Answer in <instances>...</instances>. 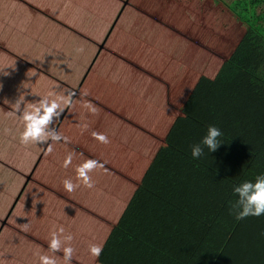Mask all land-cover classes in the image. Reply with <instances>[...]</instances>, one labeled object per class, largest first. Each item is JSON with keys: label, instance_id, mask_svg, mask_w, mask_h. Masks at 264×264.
Here are the masks:
<instances>
[{"label": "trees", "instance_id": "trees-1", "mask_svg": "<svg viewBox=\"0 0 264 264\" xmlns=\"http://www.w3.org/2000/svg\"><path fill=\"white\" fill-rule=\"evenodd\" d=\"M78 1L83 4L68 10L65 21L60 19L61 0L45 5L3 0L0 6V18H16L22 40H4L0 29V75L7 78L0 85V162L18 176L9 175L17 197L1 201L6 210L0 212L1 255L11 264H40L41 255L53 256L48 250L51 233L62 226L63 235L73 236L70 244L64 243L75 250L72 264H245L248 243L255 241L240 233L249 217L238 221L227 216L238 196H225L240 184L242 174L254 182L260 173L252 163L229 182L221 160L227 150L248 163L264 146L259 144L264 125L245 128L227 119V106L243 88L256 85L264 93V0L233 5L200 0L194 6L195 0H121L122 7L129 2L122 9L116 0ZM7 4L41 17L29 20L34 24L18 19L6 12ZM178 18L206 25L201 32L180 30ZM158 24L163 36L156 35ZM80 40L88 44L87 51H76ZM149 45L178 66L146 65ZM161 88L162 97L154 99ZM68 89L76 95L71 105L61 103L64 113L52 127L69 142L22 145L23 122L6 115L11 104L24 95L21 107L31 109L42 97L59 101ZM247 100L256 105L253 95ZM89 102L100 111L90 112L84 107ZM87 113L90 117L84 119ZM210 125L222 131L221 144L193 159L192 146L200 144ZM92 132L107 135L110 143L96 141ZM69 153L73 160L64 168ZM86 159L104 164L90 173L93 188L76 179L75 169ZM65 179L81 186L68 193ZM34 192L39 193L35 202ZM225 222L227 230L220 229ZM25 224L28 228L22 230ZM256 229L246 232L251 237ZM90 244L102 246L99 258L91 256ZM54 255L57 264H64L62 251Z\"/></svg>", "mask_w": 264, "mask_h": 264}, {"label": "clouds", "instance_id": "clouds-1", "mask_svg": "<svg viewBox=\"0 0 264 264\" xmlns=\"http://www.w3.org/2000/svg\"><path fill=\"white\" fill-rule=\"evenodd\" d=\"M77 52H82L83 49H77ZM66 95L59 97V101L56 99H49L48 97H42L39 101L35 102L31 109L24 105V95H20L19 99L14 104H11L12 111L8 113L9 116L17 115L21 113L19 118L23 122V131L20 134V143L22 145L29 144H47L49 140L53 143L64 141L69 142V138L59 133L56 128L52 127L54 121L60 119L64 113V108L61 103L65 105L72 104V98L76 95L71 89L66 90ZM8 103V101H5ZM84 107L90 109L93 113L96 112V108L89 102ZM86 130L87 125H82ZM7 131V129H5ZM223 135L222 131L215 125H210L207 130V134L203 137L200 144L192 146L191 155L193 159H199L204 155V149L207 148L211 152H215L221 144L220 137ZM92 137L102 143L109 144L110 140L107 135L99 132H92ZM47 151H52V145L49 144ZM73 160V155L69 153L63 163L64 168H68ZM97 168H104V164L96 159H86L82 164L78 165L75 169L76 179L82 182V185L87 188H93L94 183L90 176ZM63 186L68 193L74 192L80 183H73L71 179L63 180ZM233 192L238 196V200L235 204L231 205V210L235 215V218L240 221L248 217L259 218L264 215V175H259L255 178V181H244L241 184L233 188ZM33 201L35 202L39 196L38 192L32 193ZM28 225H21L22 230H27ZM65 229L61 226L57 231L51 233V239L48 244L49 252L53 253V256L41 255L39 257L40 264H57L55 253L63 252L64 264H72L74 255V248L71 246H64L65 242H70L73 239L71 234L63 235ZM264 235V233H262ZM63 237V238H62ZM89 252L92 257L99 258L103 252L102 246L96 244L89 245Z\"/></svg>", "mask_w": 264, "mask_h": 264}, {"label": "crops", "instance_id": "crops-1", "mask_svg": "<svg viewBox=\"0 0 264 264\" xmlns=\"http://www.w3.org/2000/svg\"><path fill=\"white\" fill-rule=\"evenodd\" d=\"M32 1L37 3V5L38 4H42V3L45 5V3L47 1H49V2L52 1V2L58 3L57 0H32ZM78 2L82 3V2H80L78 0H61V3L64 6V13H63L62 17H60L61 21L62 20L65 21V19L68 18L67 15L65 16V13L68 10L74 9L76 7H80ZM116 2L119 3V4H117L118 6H116V7H118V9H120L122 7V1L121 0H116ZM209 2H210V0H209ZM128 3L129 2H126L123 7L127 8L126 6L128 5ZM195 4L199 5L200 4V0H195L194 3H192V6H194ZM208 5H210V4H205L206 8L210 9L211 7L208 6ZM195 9H197V8H195ZM155 11H157V10L155 9ZM209 11H210V14H211V10L206 11V14ZM165 17H166V15H165ZM199 17H200V15L197 16V18H199ZM17 18L21 19L19 17H17ZM15 19L16 18H13V17H10V16H3L2 18H0V29H2L4 31V35L6 36L5 37L6 39H4V40H7V38H8V41H10L12 39H18V38L21 40V37L19 36V31H18V28H17V23L18 22ZM166 19H167V17H166ZM28 22H31V23L34 24L33 21H29L28 20ZM175 23H176V26H178V28L180 30H190V31L192 30V31H195V32H197V31L201 32L199 30V28L201 29L202 27H205V25H206V23H202V24L198 25L197 23L191 22V21L184 22V20H182L181 18H178L175 21ZM22 24L25 25L26 23L22 22ZM160 26L161 25L158 24V29L157 30H159ZM147 28L149 30L151 28V24ZM30 32H33V29L29 30V33ZM213 33L217 34L216 29L213 30ZM156 35L157 36H163L164 34L161 33L160 30H159L158 32H156ZM14 36H18V37L14 38ZM169 45H174V44H169ZM174 47L176 48L174 50H175V52L177 54L178 50H180L178 48L179 47L178 44H175ZM170 49H173V47H170ZM145 52H146V56L149 57L150 59L153 58V57H150V56H155L154 57L155 58V62H151L152 60L151 61L147 60V63H145L146 65L147 64L148 65L156 64V62H158V55L159 54H157L155 52V48L153 47V45H151V46L149 45L147 48H145ZM6 79H7L6 75H5V77H4V75H0V85L4 86L5 85V81H7ZM199 79H200V77H199ZM36 80H38V78ZM114 81H117V79H115ZM114 81H112V83H113L112 85H114ZM198 81H197V83H198ZM160 84L161 83H159L158 85H160ZM166 87H167V85H166ZM252 87H254V88L253 89L252 88L251 89L243 88L242 89V94H240L237 98H233L235 100L232 99V102H230L232 104L227 106L228 110H230V115L227 116V119L232 121V123L234 122L235 126L236 125H240V126H244L245 128H247L248 124H250V126L253 125V124L257 125L258 123L261 124V125H264V93H259L260 89H256V85L252 86ZM158 90H159V92L155 93L153 95V96H155L154 99L161 98L162 94L160 93V91H165L164 88H161V89H158ZM0 94H1V92H0ZM248 94L249 95H253V99L256 101V105L247 104V102H248V100H247ZM62 95H65V93H62L60 95V97ZM178 97L182 98L183 96L178 95ZM258 100L260 101V103L257 106ZM184 102L185 101H182L181 104H183ZM233 102H234V104H233ZM100 108H99V110H96V112L100 111ZM6 115H7L9 120H12V119L21 120L18 117L9 116L8 114H6ZM89 117H90V115H88V113L83 115L84 119H88ZM262 122H263V124H262ZM262 135L263 134L261 133V136ZM226 143H227V140L224 142V145ZM259 144L264 145V139L263 138H261V140L259 141ZM150 150H151V145L148 144V147L146 148L144 156H143L144 157L143 165H144L145 168L148 167V165H149ZM226 152H227V154H226L227 156L225 155V153L222 152V154H224V158L221 161L223 162L222 168H223V172H224V177H228L229 176L228 177L229 182L233 181V179H234L233 176H237V173H240V174L241 173H246L245 169L249 168V167L252 168L253 167L252 163H255V166H256L255 171L257 173L258 172L260 173V174H256V177L259 176V175H264V146H262V153L261 154H257V156H256L254 161H251V160L249 161L248 160V163L244 162L242 160V157H240V155L238 153H236L237 154L236 155V154L230 153L227 150H226ZM218 165H219V163H218ZM242 167H243V170H241ZM11 168L12 167H10L9 165H5L4 162H0V177L6 176V175H10V173H12V175H15L16 177H18L15 174V172L11 171ZM193 179L194 178L191 177V180H193ZM245 180H246V178L244 177V174H242V176H240V184L242 182H244ZM225 181L228 182L226 180V178H225ZM15 188H16L15 181L7 183L6 181H4L3 179L0 178V212L1 213H4V211H6L4 209V207H3L4 203H2L1 201L8 200V201L12 202L17 197V194H16V190L17 189L15 190ZM203 189L204 188L200 189L201 192L203 191ZM177 194H178V192H177ZM234 196H236V195H234V192L230 190L229 193L225 197L227 199H231L232 200ZM28 211H29L28 209L25 210V212H28ZM21 213H22V211H21ZM228 215H231V216L234 215L232 210H231V212L229 214H227V216ZM227 221H228V218H227ZM251 226L258 227L259 231L256 229L257 234H255V235L250 237L249 234H247L246 230L249 229ZM219 228L227 230V228H228L227 222H225V224L222 227H219ZM240 233H242V235L244 237H246V238H254L255 239L254 242L248 243V247L249 248H247V250H246L247 251L246 254H247L248 261L245 264H261L262 258H264V235H262V233H264V215H262L259 218L249 217V221L247 223H245V225H242V227L240 229ZM213 237H217V235H213ZM212 242H213L214 247H216V245L218 244V241L216 239H213ZM212 242H210L209 247H211V243ZM0 247H1V245H0ZM217 247H218V245H217ZM254 250H256L255 251L256 256L260 257V259L258 261L254 260L255 259L254 252H253ZM223 251H225V250L220 251V253H222ZM10 262H11L10 259L9 260H5L4 259V257L1 255V251H0V264H8V263L11 264ZM232 262H233V260H231V263Z\"/></svg>", "mask_w": 264, "mask_h": 264}, {"label": "rangeland", "instance_id": "rangeland-1", "mask_svg": "<svg viewBox=\"0 0 264 264\" xmlns=\"http://www.w3.org/2000/svg\"><path fill=\"white\" fill-rule=\"evenodd\" d=\"M224 1L227 2L229 5H232L233 3H235L236 1H239V0H224ZM248 1H250V0H248ZM4 4H3V0H0V6L2 5L4 7ZM7 5L8 6L5 7L7 9L6 12L9 15H11V16L19 17V18L27 19V20H32L35 17H41L39 15H34L30 11H28L26 8L20 7V5H18V6L11 5V4H7ZM5 8H3V10H5ZM77 49H83L82 52H84V51H87V49H89V46H88V44L84 40L83 41L80 40V43L77 46ZM150 57H153L151 59L152 60L151 62H155V58H154L155 56H150ZM158 58H159L158 62H156V64H150V66H156V67H158V66H161V67L178 66V64H177L176 61H172V57H171V61H167L168 58L166 59V57H165L164 54L159 55ZM179 72H181V71H179ZM168 74H170V73H168ZM4 177L5 178H3V180L6 181L7 183L8 182H12V179H10L12 177H9V175H6ZM1 249H4V251H5V245H4V243H2Z\"/></svg>", "mask_w": 264, "mask_h": 264}]
</instances>
